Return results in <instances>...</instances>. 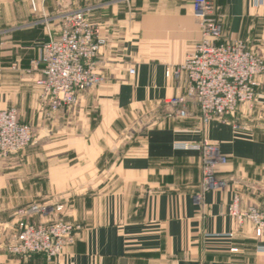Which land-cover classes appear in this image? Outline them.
I'll use <instances>...</instances> for the list:
<instances>
[{"label":"crops","instance_id":"obj_1","mask_svg":"<svg viewBox=\"0 0 264 264\" xmlns=\"http://www.w3.org/2000/svg\"><path fill=\"white\" fill-rule=\"evenodd\" d=\"M193 0H0V111L14 108L32 129L24 151L0 159V264H264V238L229 215L264 206V75L255 108L231 118L168 117L185 76H167L201 39ZM226 41L264 58V0H214ZM84 9L106 45L97 56L103 82L75 106L49 112L39 99L37 45L56 37L57 17ZM31 70L30 72H27ZM134 70V75L129 71ZM206 141L227 163L200 203L201 157L180 144ZM37 207L34 224L79 225L52 262L9 255L15 211Z\"/></svg>","mask_w":264,"mask_h":264},{"label":"built area","instance_id":"obj_2","mask_svg":"<svg viewBox=\"0 0 264 264\" xmlns=\"http://www.w3.org/2000/svg\"><path fill=\"white\" fill-rule=\"evenodd\" d=\"M29 2L33 7V0ZM214 8V0L192 1L201 39L182 65L167 71V76L184 74L186 82L180 96L163 104L168 117H189L191 103L197 108L201 123L231 118L233 128L241 129L233 119L241 108L248 112L254 110L258 79L264 75V58L242 41L223 39ZM57 20L56 37H49L37 45L38 54L31 69L41 76L35 83L39 88V99L51 113L75 106L83 92L103 82L98 73L97 56L107 43L99 25L89 19L84 9L65 11ZM2 70L0 62V73ZM134 73V70L129 71L130 75ZM32 141V129L18 122L14 108L0 111V159L24 151ZM178 148L196 151L201 157L200 191L195 195V201L200 203L205 193L221 187L216 169L226 164L227 159L216 146L206 141L180 144ZM37 210L34 206L14 213V229L6 244V252L21 258L43 255L52 262L74 240L81 227L63 221L34 224L29 219ZM229 215L238 225L250 223L256 236L264 238V206L240 210L239 199L235 196ZM260 249L264 251V247Z\"/></svg>","mask_w":264,"mask_h":264},{"label":"rangeland","instance_id":"obj_3","mask_svg":"<svg viewBox=\"0 0 264 264\" xmlns=\"http://www.w3.org/2000/svg\"><path fill=\"white\" fill-rule=\"evenodd\" d=\"M87 14H88L89 19L93 22V20H92V15H91L88 11H87ZM165 112L168 113L166 109H165ZM15 212H16V211H15Z\"/></svg>","mask_w":264,"mask_h":264}]
</instances>
